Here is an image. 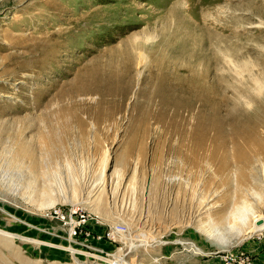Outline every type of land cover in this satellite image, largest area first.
I'll return each instance as SVG.
<instances>
[{"label": "rangeland", "instance_id": "374dc122", "mask_svg": "<svg viewBox=\"0 0 264 264\" xmlns=\"http://www.w3.org/2000/svg\"><path fill=\"white\" fill-rule=\"evenodd\" d=\"M261 220L264 0H0V264H264Z\"/></svg>", "mask_w": 264, "mask_h": 264}, {"label": "built area", "instance_id": "2783aa9c", "mask_svg": "<svg viewBox=\"0 0 264 264\" xmlns=\"http://www.w3.org/2000/svg\"><path fill=\"white\" fill-rule=\"evenodd\" d=\"M55 215L57 218H61L66 225L70 227V236L73 239H80L82 237V230L86 229L88 226L89 219L88 217L83 214L81 211L74 210L70 213V215L66 218L63 216L61 211H55ZM87 236H90L88 233Z\"/></svg>", "mask_w": 264, "mask_h": 264}, {"label": "water", "instance_id": "95a60500", "mask_svg": "<svg viewBox=\"0 0 264 264\" xmlns=\"http://www.w3.org/2000/svg\"><path fill=\"white\" fill-rule=\"evenodd\" d=\"M263 223H264V221L261 220V221L257 222L256 224H257V226H258V225H261V224H263Z\"/></svg>", "mask_w": 264, "mask_h": 264}, {"label": "bare ground", "instance_id": "6f19581e", "mask_svg": "<svg viewBox=\"0 0 264 264\" xmlns=\"http://www.w3.org/2000/svg\"><path fill=\"white\" fill-rule=\"evenodd\" d=\"M115 258H117V257H115ZM115 258H114V259H115ZM119 262H120V263H123V261H122L121 259L119 260Z\"/></svg>", "mask_w": 264, "mask_h": 264}, {"label": "crops", "instance_id": "0c3cea01", "mask_svg": "<svg viewBox=\"0 0 264 264\" xmlns=\"http://www.w3.org/2000/svg\"><path fill=\"white\" fill-rule=\"evenodd\" d=\"M203 264H204V262H203ZM205 264H207V263H205Z\"/></svg>", "mask_w": 264, "mask_h": 264}]
</instances>
